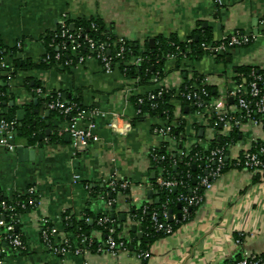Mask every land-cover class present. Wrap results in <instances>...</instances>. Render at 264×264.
<instances>
[{
    "label": "crops",
    "instance_id": "obj_1",
    "mask_svg": "<svg viewBox=\"0 0 264 264\" xmlns=\"http://www.w3.org/2000/svg\"><path fill=\"white\" fill-rule=\"evenodd\" d=\"M63 17L70 24L81 18H99L112 28L117 38L136 41L142 50L150 47V39L154 45L160 35L167 38L173 35L186 42L200 25L209 29L217 42L236 31L252 36L248 44L232 47L217 54L218 57L204 55L196 61L186 58L178 61L172 55L165 60V75L160 78L165 86L175 91L195 71L209 78L216 94L212 100H218L237 82L233 67L245 65L264 70V0H0V43L8 50L3 56L6 65L0 68V86L7 96L1 112L17 107V119V111L33 103L38 122L44 125L38 131V142L28 143L16 130L14 150L0 147L3 196L24 194L28 187H34L36 193V205L21 209L18 215L16 230L22 236L24 250L6 249L3 259L6 264H140L135 249L143 232L133 220L131 209L158 199L151 183L157 173L151 166L150 148L161 143H166L168 151H176L180 146L191 149L194 144L205 147L206 137L214 134L219 139L222 132L218 129L214 133L197 124L187 107L181 114L180 100L172 97L169 101L174 107L172 122L183 119L184 135L175 142L162 140L152 133V127L164 125L166 119L146 113L138 118L134 102L137 95L151 93L158 84H138L137 79L125 77L116 65L105 72L94 58L73 66L58 64L45 71L18 68L22 63H37L43 58L46 47L40 37L53 31ZM35 81L46 91L59 92L65 103L78 98L84 108H96L98 115L80 119L78 126L88 128L98 140L75 152L64 130L66 118L59 113L54 115L43 97L39 101L41 96H32L33 89H27L26 85L33 86ZM226 103L232 110L233 100L228 98ZM177 110H180L178 117ZM24 115L25 111L23 118ZM47 128L48 134L40 139L39 134ZM250 132L239 133L237 144L245 145ZM54 133L61 137L60 141L49 142ZM237 146L230 148L226 160L235 155ZM17 147L31 149L33 155L28 152L19 155ZM112 174L131 182L129 191L115 194L113 203L120 220L118 236L127 241L135 237L134 250H118L115 255L82 251L60 256L50 252L40 240L42 219L56 230V238L72 239L64 220L71 215L79 219L86 209L104 213L106 204L100 189ZM88 186L99 187L96 198L91 196ZM148 190H152L151 197ZM68 211L69 216L65 215ZM132 224L136 225V231L131 230ZM91 235L97 240L102 238L97 230ZM147 251L143 264H221L242 252L264 254V177L227 166L203 190L191 217L172 233L149 242Z\"/></svg>",
    "mask_w": 264,
    "mask_h": 264
},
{
    "label": "built area",
    "instance_id": "obj_2",
    "mask_svg": "<svg viewBox=\"0 0 264 264\" xmlns=\"http://www.w3.org/2000/svg\"><path fill=\"white\" fill-rule=\"evenodd\" d=\"M91 27L95 28L96 24L91 23ZM60 29L59 33L55 32L53 38L59 39V41H51L48 43V47H56V52L52 55V59L55 63L64 66H73L82 63L88 58H94L101 65L103 71L110 72L113 68V63L116 58L121 61H125L127 64H136L140 61L139 56H133L130 60L124 59L122 55L123 46H120V50L115 54H110L109 46H114L116 41L110 44L106 41H101L90 37L87 33L81 31L74 32V29L70 28L67 24V20L63 17L57 24V30ZM124 38H117L118 42L121 44L124 42ZM250 42V37L239 31L232 33L231 35L225 37L223 40L219 41L214 45H206L202 43V47L206 49L211 54H223L228 49L232 47H241ZM18 46L21 45L18 43ZM81 47H86L88 49L87 53L81 52ZM65 52H70L74 55L73 58H67V60L61 62V56ZM2 50L0 48V55ZM44 60L49 59V54L45 51ZM172 56V55H170ZM75 58V60H73ZM188 59L184 57V59ZM5 62L3 57H0V68L5 67ZM250 80L248 84L242 82H235L233 88L229 89L226 95L220 96L218 100L204 101L208 96L207 86H210V80L206 76H202L201 79L196 81L193 75L190 76L189 80L192 79L191 89L186 93L179 92L180 86L175 89L172 93V97H177L178 95L184 97V99L190 102L196 110L192 113L195 117V122L197 124L205 125L210 131L214 133L220 129L222 134L220 138L229 137V134L234 129L238 133H242L245 130H250L248 140L245 145L240 146L236 141H229L223 144H214L212 147L207 145L216 138V135H211L206 137V146L203 151L194 152L189 158H194V160H203V168L205 173L203 176H199V184H201L204 189L210 187L212 182L220 177L227 166L231 165L236 168L247 169L253 175H259L264 177V89L260 84L264 83V73L259 74L255 72L254 69L249 74ZM154 83L158 84L155 93H149L148 98L154 99L157 96L171 90L165 86L158 76L152 78ZM32 96H42L45 100V105L49 110H54L66 118L64 130L69 134L70 143L73 150L80 151L83 149L88 142H96L98 140L97 136L93 134L88 128H82L78 126L80 119L89 116L98 115L96 108H84L78 107L74 103H65L61 100L60 93L54 91H46L40 85L33 88ZM231 98L233 100V109L226 103V99ZM138 103L142 102V98L138 97ZM180 111V110H179ZM177 110V117L179 115ZM137 113H141L137 110ZM166 123L164 125H157L152 127V133L162 140L173 141L177 139L171 132L173 126L176 127L177 121L169 120L165 117ZM17 119L7 120L4 117H0V147L8 151H13L15 147L14 135L17 130ZM221 126V128H219ZM238 145V146H237ZM193 146H196L194 144ZM237 146L238 151L233 157L226 160L229 156L230 148ZM192 148V147H191ZM167 150V149H166ZM168 151V150H167ZM173 151V150H171ZM178 155L187 156L190 149H177ZM150 159L152 160H163L166 158L167 154L163 153L161 150V144L158 146H153L149 151ZM175 163V161H173ZM76 179L78 175L74 176ZM106 185L113 191L117 186L123 190L129 189L131 182L127 179H118L114 174L110 175L106 181ZM156 183L159 187L171 190L178 184L177 181L163 178L162 176L156 179ZM19 195H27V201L21 202L18 199ZM17 197V198H16ZM0 264H6L2 257V254L6 249L12 251L24 250V242L22 236L18 230H16V225L18 222V215L16 208L27 209L32 208L36 205V193L34 187H28L24 194L19 193L14 197L4 199L2 190L0 189ZM16 198V199H15ZM202 199V194L198 192V188L193 189L189 194L181 193L177 200L184 203L182 207V219H186L188 216V208L197 205ZM11 202V203H9ZM113 200L108 199L107 205H111ZM147 207L144 205L143 212ZM163 218L166 220L168 213L166 211L162 212ZM84 216V215H83ZM158 214L152 211L150 214V221L156 230L163 229L165 233H172L173 226L168 223H162L158 219ZM174 218V217H173ZM88 220V217L85 218ZM106 222H111L108 215L104 212L101 217L98 218V225H104ZM140 221H137L139 223ZM99 231V230H97ZM100 232V231H99ZM101 233V232H100ZM40 240L44 246L52 253L60 256L66 255L68 252H73L75 254H80L82 251H91L96 253H109L115 255L118 250L128 251L125 243L123 241L117 242L116 238L113 237L114 228L108 227V235L105 240H97L91 233H77V243L71 244L70 240L66 237L56 238V230L51 227L46 219H42L39 227ZM97 241L98 244L95 249H90L89 245L93 241ZM137 257L143 264L148 257V251L139 250L136 252ZM221 264H264V254L262 253H248L242 252L237 257H232L225 259Z\"/></svg>",
    "mask_w": 264,
    "mask_h": 264
},
{
    "label": "trees",
    "instance_id": "obj_3",
    "mask_svg": "<svg viewBox=\"0 0 264 264\" xmlns=\"http://www.w3.org/2000/svg\"><path fill=\"white\" fill-rule=\"evenodd\" d=\"M91 23H95L96 27L92 28ZM67 24L70 25V22L67 21ZM73 24L74 32L81 31L83 33H87L90 37L97 40L106 41L109 44L113 41H116L114 46H109L111 55L118 52L120 50V46H123L122 55L124 59L130 60L133 56H139L140 61H138L136 64H127L125 63V61L119 60V58H116L113 63V67L115 65L118 66V68L121 70L125 77L137 79L139 81H137L138 84H153L152 78L155 75L158 76V78H163L165 75L163 71V65L167 57H169L170 55H174V57H176L178 61L180 59H183L184 57L196 61L204 55L216 56L208 52L201 45L202 43H205L206 45H214L218 43L217 41L213 40L210 30L207 28H203L201 25L198 27V29L194 31L192 36L186 42L179 41L173 35L168 38L160 35L155 38V43L153 47L146 46L145 50H142L140 49V46L136 41L125 39L122 44L121 42H118L117 37L113 33L112 28L110 26L105 25L99 18H81L77 21H74ZM59 31L60 29L57 28V30L46 32L45 35H42L40 37L46 47V52L49 54V59L44 60V54L43 58L39 62L22 63L18 65V68L39 69L41 71H45L57 66L58 63H55V61L51 58L57 49L55 46L48 47V43L53 41V39L54 41H59V39L53 38L54 33H59ZM195 36L197 37L196 39ZM251 37L252 36H250V39ZM0 48L2 50V54L0 55V57H3L8 50L5 49L1 43ZM80 51L87 53L88 49L86 47H81ZM218 56L219 55H217L216 57ZM73 57L74 55L72 53L65 52L61 56V62L67 60V58ZM73 60H75V58ZM252 69H254V71L258 72L259 74L264 73L263 69H259L257 67L252 66L240 65L233 67L235 78L238 82H242L247 85L250 80L249 74ZM192 75L196 81L201 79V77L203 76L195 71L192 72ZM191 83L192 79H186L184 83L180 86L179 92L186 93L188 90L191 89ZM38 85H40V83L35 81L33 86L28 83L26 87L27 89H33ZM260 86L264 89V83L260 84ZM156 89H154L152 92L155 93ZM173 91L174 90H169L168 92L163 93L162 95L157 96L154 99L148 98L149 93L145 95H137L135 97L134 102L136 104V108L139 109L141 112L137 114L138 118H140L141 115L146 113L150 116H159L163 118L166 117L167 119L172 120L174 116V107L169 103V101L172 98ZM207 92L208 96L204 99V101L208 102L211 100V98L216 96V94L213 92V88L211 86H207ZM138 97L142 98L141 103L137 102ZM41 98L42 96L38 97V100L40 101ZM175 98L179 99L181 102V114H183L184 107H187L188 113H193L196 110V108L191 105L190 102L186 101L184 97L178 95ZM6 99L7 96L5 94V88L0 86V117H4L7 120L15 119L17 107H10L7 113L1 112V110H3L6 106V104H4ZM70 103H74L78 107H83L80 104L78 98H74ZM23 109L25 111V115L23 120L21 121V125L19 126L17 123V133H19L20 131V134L26 138V141L28 143L34 144L35 142H38V131L42 130L44 128V125L41 122H38V117L36 113H34L33 103L23 106ZM50 112H52L54 115L55 113H58L54 110H50ZM35 119L37 120L36 123L33 122ZM176 121V127L173 126L171 134L174 137L179 138L181 134L184 135V121L181 117L176 119ZM197 126L198 125H195V127ZM238 136V131L234 129L230 132L229 137H222L219 139L215 138L207 146L212 147L214 144H223L229 141H236L238 140ZM60 139L61 137H58L57 133H54L50 135L49 142L60 141ZM39 143H41V141H39ZM204 148L205 147L201 145L192 146L187 156L180 157L176 151H167L166 143H161V150L163 153L167 154L166 158L163 160L151 159L152 169H154L157 173V177H155V179L151 181L153 188L157 192V202L142 204L138 207H132L131 209V216L133 220L135 222L140 221L139 224L143 232V238L139 241V245L138 247H136L135 252H138L139 250H147L149 242L158 237L167 235V233H165L163 229L156 230L152 225L150 221V214L152 211L157 212L159 216L158 219L160 222L171 224L173 226V230H175L181 223L187 221L191 217L192 211L194 207H196V205H193L188 208V216L186 219L183 220L181 214L184 203L177 200V198L181 193L189 194L195 188H198V192L200 194L203 193L204 187L199 184L198 178L199 176H203L205 173V169L202 166L203 160H194V158L189 157L196 151H203ZM179 149L183 148L180 146ZM202 153L206 154V152L204 151ZM173 161H175V163ZM160 176H162L163 178H169L177 181L178 184L176 185L175 190L172 188L169 191L167 189L159 187L156 183V179ZM88 188L90 190L91 196L96 198L97 193L99 191V187L88 186ZM100 190H102L104 193L102 200L106 204L105 213L108 215L111 222H106L104 225L101 226L98 225V218L101 217L102 214H95L89 209H86L84 212V216L79 219L74 218V216L71 215L68 211V213H66L65 215H71V217H69L67 221L64 220L63 225L65 229L70 231L73 235V238L69 239L71 244L74 245L75 243H77V233H84L89 235L93 230H99L101 232V240L103 241L108 235V227H113V237L116 238L117 242L123 241L128 250H134L137 239L134 237L131 241H127L126 239L120 238L118 236V232L120 230L119 216H117L114 212V203L109 206L107 205L108 199L113 200L115 194H117L118 192L126 194L129 189L123 190L117 186L113 191H111V188L108 187L105 183L103 188H101ZM109 192L111 194V197L107 196ZM4 199L8 200L5 197ZM18 199L21 202H25L27 201V195H19ZM144 205L147 208L143 212ZM169 209L172 211V214L175 215V218L169 220L167 217L165 220L163 218L162 212L166 211L168 213ZM16 212L17 215H19L22 210L18 207L16 208ZM86 217H88V220H85ZM97 244L98 242L94 240L89 245V248L94 250Z\"/></svg>",
    "mask_w": 264,
    "mask_h": 264
},
{
    "label": "water",
    "instance_id": "obj_4",
    "mask_svg": "<svg viewBox=\"0 0 264 264\" xmlns=\"http://www.w3.org/2000/svg\"><path fill=\"white\" fill-rule=\"evenodd\" d=\"M256 25V24H255ZM70 28L71 29H73L74 28V24L73 23H71L70 24ZM256 28V27H255ZM255 33H257V29H255V31H254ZM197 37H195V39H196ZM153 42H154V40L153 39H150L149 40V45H150V47H153ZM62 98H64V97H62ZM37 102V99H34V103H36ZM9 104H12V102H9ZM38 111H37V109H34V113H37ZM45 112H49L48 110H46ZM23 114H24V111H23V109H20V110H18L17 111V120H18V122H19V125H21V121L23 120ZM46 125H47V123H46ZM219 128H221V126H219ZM48 132H49V129L47 128L46 130H45V132L43 133V134H39V138L40 139H42L44 136H46L47 134H48ZM201 132H202V129H200L199 130V133L201 134ZM16 152H17V154H22V153H26V152H28V153H30V155H33V150H31V149H27L26 147H17L16 148ZM40 154L42 153V149H40L39 151H38ZM73 161L74 162H76V159H73ZM174 190H175V187L173 188ZM148 194H149V197H151L152 196V190H148ZM109 196H111V194H109ZM171 214H172V211L169 209V211H168V219L169 220H171ZM123 218V217H122ZM139 228V227H138ZM136 225H134V224H132L131 225V230L132 231H136Z\"/></svg>",
    "mask_w": 264,
    "mask_h": 264
}]
</instances>
